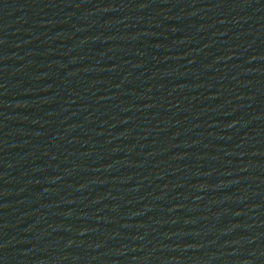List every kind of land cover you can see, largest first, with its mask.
<instances>
[{
  "label": "water",
  "instance_id": "95a60500",
  "mask_svg": "<svg viewBox=\"0 0 264 264\" xmlns=\"http://www.w3.org/2000/svg\"><path fill=\"white\" fill-rule=\"evenodd\" d=\"M0 264H264V0H0Z\"/></svg>",
  "mask_w": 264,
  "mask_h": 264
}]
</instances>
